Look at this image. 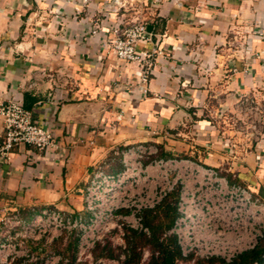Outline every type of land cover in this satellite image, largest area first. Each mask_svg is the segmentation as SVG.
Listing matches in <instances>:
<instances>
[{
    "label": "crops",
    "instance_id": "1",
    "mask_svg": "<svg viewBox=\"0 0 264 264\" xmlns=\"http://www.w3.org/2000/svg\"><path fill=\"white\" fill-rule=\"evenodd\" d=\"M137 19L150 32L136 50L155 51L145 81L110 45ZM244 95L264 110V0H0V103L20 102L58 145L0 156V218L84 214L95 169L119 171L113 149L144 142L233 173L264 203V130L252 140L207 114Z\"/></svg>",
    "mask_w": 264,
    "mask_h": 264
},
{
    "label": "built area",
    "instance_id": "2",
    "mask_svg": "<svg viewBox=\"0 0 264 264\" xmlns=\"http://www.w3.org/2000/svg\"><path fill=\"white\" fill-rule=\"evenodd\" d=\"M147 24L134 20L112 31L111 50L123 61L152 67L153 52H138L137 43L148 40ZM236 132L244 130L257 140L264 130V110L244 95L235 107ZM3 142L0 156L26 145L39 151L57 148L53 132L33 119L20 102L0 103ZM238 122H241L238 123ZM241 132H240V131ZM121 169L107 173L98 166L83 195L84 214H64L42 209L26 221L16 214L0 218V264H127L126 229L149 234L142 213L156 208L171 192H177L176 217L163 237L173 235L184 260L178 264L217 259L230 264L264 240V203L242 184L228 181L212 167L186 157H159L156 143H135L113 149ZM232 176L235 175L232 173ZM73 241V258L55 250ZM116 243L115 257L95 256L94 248ZM151 256L142 249L141 263ZM253 264H264L261 261Z\"/></svg>",
    "mask_w": 264,
    "mask_h": 264
},
{
    "label": "trees",
    "instance_id": "3",
    "mask_svg": "<svg viewBox=\"0 0 264 264\" xmlns=\"http://www.w3.org/2000/svg\"><path fill=\"white\" fill-rule=\"evenodd\" d=\"M157 146L159 149V157H170L160 145L157 144ZM176 201L177 192L173 191L156 208L143 211L142 223L148 229V235L140 231L126 229L125 233L128 239L127 264H178L179 261L184 260L175 237L173 235L163 237V234L171 228L176 217ZM105 244L103 246L97 245L94 248L93 254L96 257H115L116 253ZM73 245L74 242L71 241L63 248L60 247V243H56L54 249L60 250L63 254H69L68 256L73 258ZM143 247L149 248L151 256L147 262L140 263ZM263 254L264 240L260 241L256 248L241 254L230 264H253L256 261H261ZM215 261L217 264H222L217 259H199L196 261V264H212L216 263Z\"/></svg>",
    "mask_w": 264,
    "mask_h": 264
},
{
    "label": "rangeland",
    "instance_id": "4",
    "mask_svg": "<svg viewBox=\"0 0 264 264\" xmlns=\"http://www.w3.org/2000/svg\"><path fill=\"white\" fill-rule=\"evenodd\" d=\"M133 2H134V0H133ZM216 113V111H211V110H209L208 112H207V114L209 115V116H213V117H215V115H217V117H218V121L220 120H222L223 122H221V123H218V126H219V128H221V127H224V128H229V129H232V130H235L236 131V124H235V115L234 114H230L229 112H225L224 111V113H223V117L221 118L220 117V115H221V112L220 111H218L217 112V114H215ZM238 123H240L241 124V122H238ZM240 131V130H239ZM241 132V131H240ZM239 135H243V137L245 136H247V133H246V131L244 130L243 132H241V133H239ZM250 137V136H249ZM249 141H250V138H249ZM251 142H252V140H251ZM121 169V168H120ZM119 169V170H120ZM106 172V171H105ZM116 172H118V171H114V172H110V171H107V173H116ZM222 173L227 177V179H228V181L231 183L232 181H236V182H238V180H237V178L236 177H233L232 176V174H231V172H229V171H222ZM38 212H40V211H38ZM124 242L126 243V245L128 246V239L126 238V234H125V237H124ZM106 244L108 245V247H109V249H111V250H113L115 253H116V255L117 254H119V252H120V248H119V246L116 244V243H114V242H112V241H107L106 242ZM105 244V245H106ZM144 248H148V247H143L142 249H144ZM149 249V248H148ZM216 262V261H215ZM140 263H141V259H140ZM204 264H208V263H204ZM212 264H217V262L216 263H212Z\"/></svg>",
    "mask_w": 264,
    "mask_h": 264
},
{
    "label": "water",
    "instance_id": "5",
    "mask_svg": "<svg viewBox=\"0 0 264 264\" xmlns=\"http://www.w3.org/2000/svg\"><path fill=\"white\" fill-rule=\"evenodd\" d=\"M147 31L150 32V27H147Z\"/></svg>",
    "mask_w": 264,
    "mask_h": 264
}]
</instances>
